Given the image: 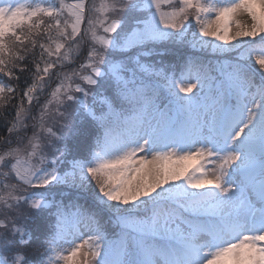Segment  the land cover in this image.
I'll return each mask as SVG.
<instances>
[{"label":"snow or ice","instance_id":"obj_1","mask_svg":"<svg viewBox=\"0 0 264 264\" xmlns=\"http://www.w3.org/2000/svg\"><path fill=\"white\" fill-rule=\"evenodd\" d=\"M0 129V264H264V0H0Z\"/></svg>","mask_w":264,"mask_h":264},{"label":"trees","instance_id":"obj_2","mask_svg":"<svg viewBox=\"0 0 264 264\" xmlns=\"http://www.w3.org/2000/svg\"><path fill=\"white\" fill-rule=\"evenodd\" d=\"M183 51H185V49L182 48L181 52H183ZM199 55L204 60L212 59V57L206 53L205 54H199ZM83 58L84 57L82 54L80 57V60L76 61V63L78 64L80 61L83 60ZM165 60H166V62H169V63L180 64V62H181L180 53L179 52H177L175 54L169 53V55L165 57ZM73 66H75V65H73ZM27 75H28L27 73L21 74V87L24 86L23 80H24V77ZM5 82H8V81L5 80ZM13 83H15V82L13 81ZM53 86H54V84H53ZM2 131L3 130L0 129V132H2ZM81 131L83 132V135L74 136L70 140V144L73 148V154L77 155L78 157L86 156L89 152V148H90V144H91V141L89 139H87V127L82 129ZM81 203H85V206L87 207V206H90L91 201L87 200V198L85 197V198L81 199ZM107 231L109 232V234H111V232L113 231V228L111 226H107ZM32 235H33L32 244L26 250L30 257H33L35 255V252H34L35 248L47 236V233L42 228V222H41L40 218H38L37 221L33 224Z\"/></svg>","mask_w":264,"mask_h":264}]
</instances>
